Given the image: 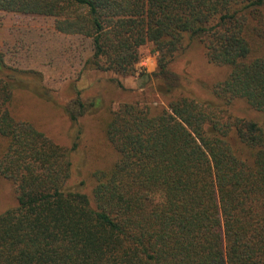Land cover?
<instances>
[{"label": "trees", "instance_id": "obj_1", "mask_svg": "<svg viewBox=\"0 0 264 264\" xmlns=\"http://www.w3.org/2000/svg\"><path fill=\"white\" fill-rule=\"evenodd\" d=\"M0 11L90 40L84 70L135 75L151 46L166 104L107 113L114 159L96 167L89 152V196L70 185L81 129L68 146L24 117L28 94L51 95L0 51V185L16 201L0 214V264H264V126L234 113L241 102L264 117V0H0ZM196 43L229 71L213 101L173 69ZM100 103L77 91L62 112L77 125Z\"/></svg>", "mask_w": 264, "mask_h": 264}, {"label": "rangeland", "instance_id": "obj_2", "mask_svg": "<svg viewBox=\"0 0 264 264\" xmlns=\"http://www.w3.org/2000/svg\"><path fill=\"white\" fill-rule=\"evenodd\" d=\"M0 51L8 66L40 72L43 76L41 84L51 95L52 99L47 100L35 97L30 92L28 95L31 98H25L21 107L24 117L28 116L40 123L46 132L68 146L72 145L81 129L70 185L73 190L84 191L89 196L92 195L89 174L93 169L87 165L89 152L93 159L97 158L96 167H102L106 160L114 159L104 144L102 134V122L107 113L126 103L153 107L166 105L153 78L157 70V58L151 46L141 49V61L135 75L119 76L84 70L85 61L92 55L90 40L59 34L51 18L0 11ZM173 69L183 79L186 90L204 101H213L214 85L223 81L229 73L228 69L207 61L200 43L190 48L173 65ZM77 91L82 92L85 100L98 99L101 103L97 110L75 125L63 115L62 108L75 98ZM234 107L236 115L255 119L264 126V117L251 112L243 103L236 102ZM83 180L86 181L84 187L81 186ZM15 203L12 186L0 185V214Z\"/></svg>", "mask_w": 264, "mask_h": 264}]
</instances>
